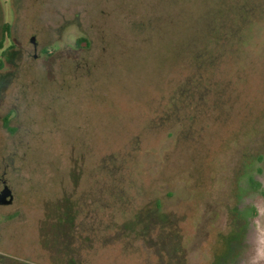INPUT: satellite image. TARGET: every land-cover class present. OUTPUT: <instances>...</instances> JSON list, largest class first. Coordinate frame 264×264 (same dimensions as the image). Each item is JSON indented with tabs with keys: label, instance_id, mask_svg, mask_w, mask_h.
Returning a JSON list of instances; mask_svg holds the SVG:
<instances>
[{
	"label": "rangeland",
	"instance_id": "374dc122",
	"mask_svg": "<svg viewBox=\"0 0 264 264\" xmlns=\"http://www.w3.org/2000/svg\"><path fill=\"white\" fill-rule=\"evenodd\" d=\"M0 176V264H264V0H0Z\"/></svg>",
	"mask_w": 264,
	"mask_h": 264
},
{
	"label": "flooded vegetation",
	"instance_id": "af4514ba",
	"mask_svg": "<svg viewBox=\"0 0 264 264\" xmlns=\"http://www.w3.org/2000/svg\"><path fill=\"white\" fill-rule=\"evenodd\" d=\"M29 40L34 45V47H37V41H36V37L34 35L31 36ZM35 57H36V55H35ZM255 172H256V169L249 168L243 174V176H248V178L246 177V179H245L247 181L246 183H244V184L241 183L239 186L240 187L239 188V190H240L239 196L241 198L245 197V195H243V191H245V189L258 190L259 191L262 188V184L256 183L252 179V175ZM262 194L264 195V192H262ZM0 196L3 197L2 201L0 203V208L11 206L14 203L15 198H14L13 191L3 176H0ZM240 208H238L236 211V213L239 215H235V216L233 215V217H232L233 221H235V219H236L237 222L242 223V224L238 225V228L234 233L236 234L235 237L240 236V238L245 239V234L247 233L248 225H249L251 219L256 217L257 213H259L260 211L257 210L253 206L246 207L243 210H240ZM233 237L234 236H232V235L229 236V243L228 244H231V239ZM247 250L248 249L245 246L241 245L239 247L238 253H237L236 257L234 258V260L231 261V258L229 257L230 259H228V261H229L228 264H247L246 263L247 262L246 255L248 252ZM2 251H3V245L0 243V255H4V253H6V252H2Z\"/></svg>",
	"mask_w": 264,
	"mask_h": 264
},
{
	"label": "trees",
	"instance_id": "16d2710c",
	"mask_svg": "<svg viewBox=\"0 0 264 264\" xmlns=\"http://www.w3.org/2000/svg\"><path fill=\"white\" fill-rule=\"evenodd\" d=\"M82 41H85V43L87 42L86 38H81L80 40H78V43H81Z\"/></svg>",
	"mask_w": 264,
	"mask_h": 264
},
{
	"label": "water",
	"instance_id": "95a60500",
	"mask_svg": "<svg viewBox=\"0 0 264 264\" xmlns=\"http://www.w3.org/2000/svg\"><path fill=\"white\" fill-rule=\"evenodd\" d=\"M2 198H3V197H2V196H0V203H1V201H2Z\"/></svg>",
	"mask_w": 264,
	"mask_h": 264
}]
</instances>
